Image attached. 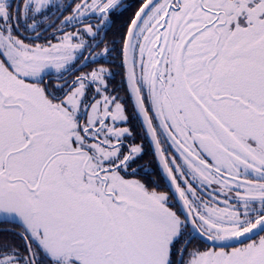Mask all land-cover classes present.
Masks as SVG:
<instances>
[{
  "label": "snow or ice",
  "instance_id": "6c2138e0",
  "mask_svg": "<svg viewBox=\"0 0 264 264\" xmlns=\"http://www.w3.org/2000/svg\"><path fill=\"white\" fill-rule=\"evenodd\" d=\"M119 6L0 0V264H264V0Z\"/></svg>",
  "mask_w": 264,
  "mask_h": 264
},
{
  "label": "flooded vegetation",
  "instance_id": "af4514ba",
  "mask_svg": "<svg viewBox=\"0 0 264 264\" xmlns=\"http://www.w3.org/2000/svg\"><path fill=\"white\" fill-rule=\"evenodd\" d=\"M10 2H11L12 7L15 8L17 0H10ZM54 2L59 3L61 6H64V5L71 3V0H56V1L54 0ZM137 4H138V0H129V1L122 0V2L120 3V6L116 8L113 13H110L109 19L106 25L104 26V28L102 29V34L105 32L107 33L106 35L107 41H111L114 38L118 39L119 34L124 30L122 25H124L125 22L128 20V18L134 13V11L137 8ZM69 11H71V9H69ZM49 12L54 14L53 18L55 15L59 14L57 10L54 8L49 9ZM119 47H120L119 44L115 45V48L118 49ZM102 62L105 63L106 66L112 69V76L110 77L111 85L114 87L119 86V94L122 97H125L126 96V93L124 90L125 86L121 83L122 75H123V68L121 67L120 58L117 56L116 52H112L107 57V59L103 60ZM84 70L86 71L87 69H84ZM49 79H51L53 83H55L56 74L50 73L48 76H45L46 81ZM128 114L130 117L129 123L127 125H121V126L130 127L135 135L139 133L140 127H139L138 119L132 116V104L130 101H128ZM135 142L136 143L141 142L139 135H136ZM150 146H151L150 142L145 140L144 141L145 152L139 159H137L136 163L133 165V167L137 168V176L135 178L142 180V177H143V178H146L147 180H152L155 186L157 184H159L160 186H163L162 190L160 191H167L168 187H166V185L168 186V184L162 174L158 161L156 160L154 154L152 153L153 152L152 146L151 148ZM151 153L153 154V157ZM158 168L160 169L161 175H162L160 178H157V175L155 176V174H158ZM155 181H157L158 183H156ZM0 228H13L14 232L9 233L8 235L16 243H21L19 237L14 235V233L20 231V229L16 227L14 224L0 222ZM200 242L201 241L197 239L196 243H200Z\"/></svg>",
  "mask_w": 264,
  "mask_h": 264
},
{
  "label": "trees",
  "instance_id": "16d2710c",
  "mask_svg": "<svg viewBox=\"0 0 264 264\" xmlns=\"http://www.w3.org/2000/svg\"><path fill=\"white\" fill-rule=\"evenodd\" d=\"M127 1H129V0H127ZM150 148H151V146H150ZM153 153V152H152ZM151 153V155H152V157H153V154ZM157 175V178H160L162 175H161V171H160V169L158 168V174H155V176ZM142 180L147 184V183H149V184H147L150 188H152V187H156L155 185H154V182L152 181V180H147L146 178H143L142 177ZM156 183H158L157 181H155ZM163 186H161V188H162ZM166 188V187H165ZM162 190V189H161Z\"/></svg>",
  "mask_w": 264,
  "mask_h": 264
},
{
  "label": "water",
  "instance_id": "95a60500",
  "mask_svg": "<svg viewBox=\"0 0 264 264\" xmlns=\"http://www.w3.org/2000/svg\"><path fill=\"white\" fill-rule=\"evenodd\" d=\"M160 169H161V167H160ZM161 171H162V174H163V176H164V173H163V170L161 169ZM164 178H165V180H166V182H167V178L164 176ZM167 184H168V182H167ZM167 187H170V185H168ZM199 239V238H198Z\"/></svg>",
  "mask_w": 264,
  "mask_h": 264
},
{
  "label": "rangeland",
  "instance_id": "374dc122",
  "mask_svg": "<svg viewBox=\"0 0 264 264\" xmlns=\"http://www.w3.org/2000/svg\"><path fill=\"white\" fill-rule=\"evenodd\" d=\"M55 1H56V0H55ZM121 2H122V0H120V3H121ZM162 188H163V187H162ZM162 188H161V186H160L158 190H161Z\"/></svg>",
  "mask_w": 264,
  "mask_h": 264
}]
</instances>
